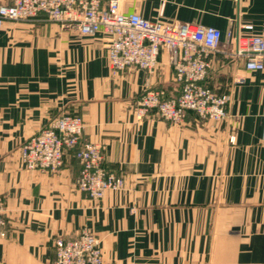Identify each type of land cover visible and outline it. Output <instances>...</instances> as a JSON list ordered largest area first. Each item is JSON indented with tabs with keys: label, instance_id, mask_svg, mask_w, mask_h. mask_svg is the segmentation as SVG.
Returning a JSON list of instances; mask_svg holds the SVG:
<instances>
[{
	"label": "crops",
	"instance_id": "1",
	"mask_svg": "<svg viewBox=\"0 0 264 264\" xmlns=\"http://www.w3.org/2000/svg\"><path fill=\"white\" fill-rule=\"evenodd\" d=\"M122 11L218 29L221 45L203 85L227 96L229 118L216 123L189 112L180 124L155 114L137 121L133 105L143 89L166 98L180 92L166 51L153 74L112 75L104 33L82 36L42 15L5 22L0 264H55L54 241L82 229L99 240L103 264H264V69L245 70L226 42L227 32L264 37V0H122ZM62 114L82 118L81 141L101 145L103 166L123 177L121 190L100 200L78 191L70 152L55 173L24 169L20 146Z\"/></svg>",
	"mask_w": 264,
	"mask_h": 264
},
{
	"label": "built area",
	"instance_id": "2",
	"mask_svg": "<svg viewBox=\"0 0 264 264\" xmlns=\"http://www.w3.org/2000/svg\"><path fill=\"white\" fill-rule=\"evenodd\" d=\"M40 15L82 36L107 35L105 55L112 75L129 68L153 74L160 53H168L172 77L180 92L166 98L162 90L143 89L134 101L135 120L155 114L167 122L180 124L189 112L216 123L229 118L227 96L217 95L203 85L209 58L221 45L222 34L218 29L147 20L137 13H124L122 0H10L8 4H0V31L7 21H31ZM243 28L251 30L250 25ZM226 42H234L230 56L242 60L245 70L264 69V37H233L227 32ZM83 130L79 116L54 117L20 146L19 160L25 170L55 173L63 165L64 154L70 152L79 166L77 190L90 199L100 200L107 191L121 190L124 180L103 166L101 145L81 141ZM229 141L232 143L233 137ZM5 237L6 221L0 197V241ZM53 247L55 264H103L99 240L86 229L73 238L56 239Z\"/></svg>",
	"mask_w": 264,
	"mask_h": 264
}]
</instances>
